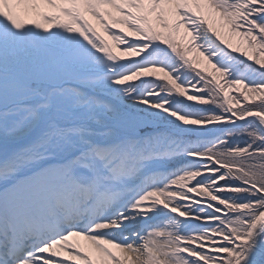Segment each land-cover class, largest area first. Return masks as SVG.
<instances>
[{
	"label": "snow or ice",
	"instance_id": "obj_1",
	"mask_svg": "<svg viewBox=\"0 0 264 264\" xmlns=\"http://www.w3.org/2000/svg\"><path fill=\"white\" fill-rule=\"evenodd\" d=\"M0 264H264V0H0Z\"/></svg>",
	"mask_w": 264,
	"mask_h": 264
}]
</instances>
